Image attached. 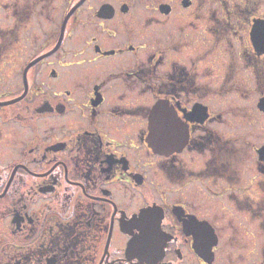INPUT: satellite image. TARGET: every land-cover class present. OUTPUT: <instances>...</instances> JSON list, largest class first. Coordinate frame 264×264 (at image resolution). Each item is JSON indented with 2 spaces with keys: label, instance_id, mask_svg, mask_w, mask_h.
I'll use <instances>...</instances> for the list:
<instances>
[{
  "label": "flooded vegetation",
  "instance_id": "1",
  "mask_svg": "<svg viewBox=\"0 0 264 264\" xmlns=\"http://www.w3.org/2000/svg\"><path fill=\"white\" fill-rule=\"evenodd\" d=\"M196 1L0 0V264H264V143L252 147L258 172L242 167L196 83L214 49L234 68L227 49L247 18L237 57L264 115V52L250 41L264 15L207 14L205 50ZM194 47L207 56L192 60ZM173 111L187 129L154 152L150 125ZM144 205L138 241L129 223Z\"/></svg>",
  "mask_w": 264,
  "mask_h": 264
},
{
  "label": "rangeland",
  "instance_id": "2",
  "mask_svg": "<svg viewBox=\"0 0 264 264\" xmlns=\"http://www.w3.org/2000/svg\"><path fill=\"white\" fill-rule=\"evenodd\" d=\"M146 1L148 3L151 2V0ZM263 1L264 0H197L194 15L196 19L200 20V23L197 24L195 33H199V41H201L199 43L205 45V47L202 48L207 50L208 46H210L209 42L211 41L208 37L210 36L211 39L213 38V36L210 35V32L207 33L208 29L216 28L214 27L213 23L210 25V23L203 17L209 14L210 17L213 16L217 19L227 18L229 23H234L237 25V20L233 19L232 15L229 13L242 11L244 13H252L253 15H264V5L262 4ZM182 16L184 15L182 14ZM41 23L44 24L43 29L46 31L49 28V23L42 20ZM247 23L248 21L246 18L244 20V32L242 33L243 35L241 40L235 42L232 41L231 43L234 44V48L228 47L227 49L228 52L230 51L228 61H230V56L231 59L233 57L236 58L234 68L232 69L231 64L229 63L226 64L225 67L222 63L223 58L221 57H218L220 62L214 63L213 58L216 55L213 53L216 51V49H214L212 53L208 52L211 56H208L206 59H204L202 63V66H211H209L207 69H198V74L196 77L199 78L203 75L204 77H201L200 80H196V83L200 86L199 90L201 91H199V93H204V96L202 97L206 96V98H203L202 102L209 108L210 113L215 115V123L213 125H216V129L219 131V133L222 134L223 137L225 136L228 140H230L232 145L234 144L235 148L239 149L241 153L243 151L245 152V158L242 167H245V169H254L253 172L255 173V168L257 172L259 168L257 163H254L255 155L253 153L252 147H254L255 150L256 147L264 143V115L260 116V114H258L256 111V102L258 96L253 91L254 83L252 82L250 70L245 69L246 61L241 59L243 55H239V57H237L239 54L238 46L242 44L245 46L248 45V35L246 34ZM199 29L206 31L207 34L205 37L200 35L202 31ZM184 34L185 33H183L182 36H184ZM190 34L191 33L188 34V39H190L189 42H193L194 37H190ZM35 35L36 40L41 41V39L44 38L45 33L40 32L39 29L35 27ZM162 35L164 34L162 33ZM172 43L176 45L178 44V41L176 40ZM197 43L198 38L196 37L195 45H197ZM199 51L202 52L203 50H198L194 47L192 50H190L191 57L197 58L206 55V52L199 54ZM244 56H246V54ZM204 84H206V86ZM197 95L199 94L197 93ZM196 98L197 97L190 95L188 97H184V100L185 103L191 104L193 101L197 100ZM139 102H145L149 105L151 100L150 98L145 100L140 99ZM219 118L222 119L223 124H220V122L216 121L221 120ZM194 158L196 163V157ZM189 163L193 162L189 161ZM259 181L261 188L264 183V176H259ZM244 182L245 183L243 184V187L245 188L250 182L249 180H244ZM254 182H256V179ZM258 193L262 198L263 194L261 189Z\"/></svg>",
  "mask_w": 264,
  "mask_h": 264
},
{
  "label": "snow or ice",
  "instance_id": "3",
  "mask_svg": "<svg viewBox=\"0 0 264 264\" xmlns=\"http://www.w3.org/2000/svg\"><path fill=\"white\" fill-rule=\"evenodd\" d=\"M4 50L3 45L0 44V52ZM192 60H195V57L191 58ZM194 67V65L192 66ZM191 70V68H190ZM167 73L165 71H156L153 69V76L158 79H163L164 76H166ZM123 98V96L121 97ZM183 127L185 130L187 129V124L183 120V112L179 115L175 111L171 113L170 116H168L164 120H154L153 123L150 125L151 128V137H152V143L154 147H163L169 137L172 135V133ZM196 140V137H193V141ZM164 166L163 164L161 165ZM169 172V176H172L173 170L167 169ZM129 207H132L131 204H129ZM144 209L141 212H133L132 217L130 218L129 223V229H138V232H134L133 235L136 240L143 241L146 238L147 235V221L151 218V209L148 208L147 205H144ZM157 218V229L158 231L153 233L154 238H159V224H158Z\"/></svg>",
  "mask_w": 264,
  "mask_h": 264
},
{
  "label": "water",
  "instance_id": "4",
  "mask_svg": "<svg viewBox=\"0 0 264 264\" xmlns=\"http://www.w3.org/2000/svg\"><path fill=\"white\" fill-rule=\"evenodd\" d=\"M250 41L252 45L255 47L256 51L264 52V22L263 21H254L251 31H250ZM258 109L264 112V98L259 101ZM159 106H155L153 108V117L156 115V111ZM205 109H203L204 111ZM151 148L154 152H159V149L151 145Z\"/></svg>",
  "mask_w": 264,
  "mask_h": 264
}]
</instances>
